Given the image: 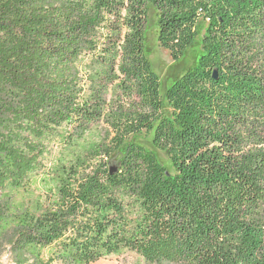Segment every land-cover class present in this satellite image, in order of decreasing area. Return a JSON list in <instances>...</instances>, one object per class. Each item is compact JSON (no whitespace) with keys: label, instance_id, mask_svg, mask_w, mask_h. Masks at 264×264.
Instances as JSON below:
<instances>
[{"label":"trees","instance_id":"obj_1","mask_svg":"<svg viewBox=\"0 0 264 264\" xmlns=\"http://www.w3.org/2000/svg\"><path fill=\"white\" fill-rule=\"evenodd\" d=\"M151 9L176 61L207 23L169 112L147 55ZM41 175L55 183L48 209L20 213L11 194ZM8 249L15 264L124 250L150 264H264V0H0Z\"/></svg>","mask_w":264,"mask_h":264},{"label":"rangeland","instance_id":"obj_2","mask_svg":"<svg viewBox=\"0 0 264 264\" xmlns=\"http://www.w3.org/2000/svg\"><path fill=\"white\" fill-rule=\"evenodd\" d=\"M200 34L197 44L188 50L184 57L180 60H174L170 52L162 48L158 42V27L155 11L150 10L148 23L146 26V46L147 55L152 63L154 71L159 75L161 80V93L165 102L166 112L170 108L165 100L167 89L179 79L188 70L195 67L198 58L202 53V37L205 34L207 27L206 22L200 23ZM153 134H142L133 138L134 141L144 145L147 149L155 151L161 163L172 171V166L169 158L163 153L156 150L153 146ZM58 150L56 145L54 151ZM50 166L51 162L47 163ZM34 182L23 190L13 192L11 194V202L21 213L31 211L35 214H40L48 209V200L55 194V183L42 175L33 180ZM52 194V195H51ZM51 255L46 252L45 257L48 259ZM0 264H15L12 254L8 249L2 256H0ZM52 264H62L61 261H53ZM92 264H150L143 257L137 253L124 250L120 253L108 255L99 261Z\"/></svg>","mask_w":264,"mask_h":264},{"label":"water","instance_id":"obj_3","mask_svg":"<svg viewBox=\"0 0 264 264\" xmlns=\"http://www.w3.org/2000/svg\"><path fill=\"white\" fill-rule=\"evenodd\" d=\"M214 78H215V79H218L217 72L214 73ZM116 171H117V169H116L115 167H111V169H110V173H111V174H113V173L116 172Z\"/></svg>","mask_w":264,"mask_h":264}]
</instances>
